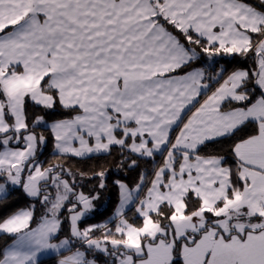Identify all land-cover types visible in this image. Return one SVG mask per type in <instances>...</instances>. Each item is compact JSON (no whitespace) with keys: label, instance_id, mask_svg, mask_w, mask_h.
<instances>
[{"label":"snow or ice","instance_id":"1","mask_svg":"<svg viewBox=\"0 0 264 264\" xmlns=\"http://www.w3.org/2000/svg\"><path fill=\"white\" fill-rule=\"evenodd\" d=\"M253 34L264 37V11L245 0H0V194L9 183L22 186L45 209L35 227L34 206L0 219V235L11 239L0 264H41L48 251L70 253L58 264H96L73 251V241L113 264H264V39L254 44ZM181 37L210 58L254 51L259 71L223 78L221 68L223 83L195 107L210 85L203 68L184 71L198 53ZM216 77L209 79L219 83ZM252 77L261 89L254 102ZM28 101L76 113L50 125L42 116L32 122L50 127L60 155L109 153L113 146L140 157L167 152L136 206L141 224L124 209L145 187L143 174L135 189L115 181L114 230L107 223L80 227L98 194L77 193L70 170L36 161L46 138L29 127ZM232 102L239 106L222 110ZM193 107L172 142L170 130ZM249 124L255 134L232 148L235 172L222 156L197 154ZM21 142L23 148L9 147ZM95 176L103 189L105 172ZM67 205L71 236L59 240Z\"/></svg>","mask_w":264,"mask_h":264},{"label":"trees","instance_id":"2","mask_svg":"<svg viewBox=\"0 0 264 264\" xmlns=\"http://www.w3.org/2000/svg\"><path fill=\"white\" fill-rule=\"evenodd\" d=\"M245 2L264 9V4H262L261 0H245ZM169 30L174 31L171 27H169ZM175 34L179 35L178 32ZM260 38L262 37L253 34V43L255 44ZM181 40L187 47L196 48L198 53V57L192 62L191 67L184 69V71L192 67L199 66L203 67L209 76L212 75L211 77H216V74L220 71V69L224 68L226 71L224 72L223 78H226L227 75L238 68H246L249 70L250 74L258 70L257 57L254 51L248 53L246 56H216L212 59L208 57V55L204 53L199 46L188 45L187 42L183 40V37H181ZM205 46L207 45L205 44ZM178 73H180V71ZM223 78L216 77V79L219 80V83L214 80L210 91L201 96L199 103H197L195 107L199 106V104L207 97L214 87L223 82ZM255 80L256 77H252L248 84V87L252 90L249 94L252 95L253 102L261 94V89L255 84ZM253 92L254 95L252 94ZM235 106L239 105L237 102H232L231 104H226L223 109L228 110ZM195 107H193L191 111L186 114L184 119L188 117ZM26 114L28 116L30 129L35 131L37 134L43 133L46 138V143L38 145L36 161L44 168L52 165H62L63 169L70 170L75 175V191L77 193L83 192L88 196H97L98 194V199L92 201V214L83 219V222L80 224L81 228L102 223L114 215L120 201V190L115 181L119 180L126 183L130 188H134L141 182V174H143L145 184L146 186H149L155 175V171L164 158V155H156L152 158L140 157L137 154L129 155L127 150L122 151L119 146L112 147L109 153L92 155L85 158L60 155L55 153V140L50 128H32V122L37 116H42L47 124H49L55 120L71 118L76 113L60 107L59 104H57L55 110H48L44 109L42 106H37L32 101H28L26 104ZM178 130L179 127L173 131L172 140L176 136ZM255 132V125L249 124L237 132L235 136L206 142L197 154L201 156H222L224 157V164L231 167L235 172L237 162L236 157L232 152V148L239 142L240 139L246 138L249 135H254ZM10 146L22 148L23 143L21 142L19 145L12 143ZM1 149L2 148H0V150ZM132 160H136L137 163L135 166H130ZM101 171L105 172V187L103 189L99 188L100 179L95 176L96 173ZM64 178L69 179L70 182L72 180V177L67 175H65ZM0 182L5 181L0 178ZM8 187V195L0 199V219L7 217L22 208H31L34 206V222L32 224L34 225L39 222L45 213V209L40 204L39 200L28 197L22 186H15L9 183ZM47 191L52 192L53 195L55 194V188L53 187H48ZM71 199L75 202V197H71ZM68 207H71V205H67L65 207L63 215L61 216L62 226L58 235L59 238L71 236L70 223L67 219L70 215L67 210ZM79 207L80 206L78 205L77 208L79 209ZM193 207H195V204H193ZM165 211L167 212V209H165ZM127 217L133 223H142V220L134 214L133 210L127 214ZM111 227V229L114 230L115 225H112ZM101 234L102 231L98 232L97 237H100ZM78 242L79 241H75V244H78ZM10 243L11 239L9 237L0 235V251L6 249ZM88 252V254L92 253L91 255L94 256V260L97 264H113V262L108 260L103 253L96 252L94 250H89ZM40 262L41 264H58L56 257L44 258Z\"/></svg>","mask_w":264,"mask_h":264},{"label":"crops","instance_id":"3","mask_svg":"<svg viewBox=\"0 0 264 264\" xmlns=\"http://www.w3.org/2000/svg\"><path fill=\"white\" fill-rule=\"evenodd\" d=\"M250 4V3H249ZM213 59V58H212ZM211 59V60H212ZM258 63V62H257ZM192 68H203V67H192ZM192 68H190V69H188V70H186V71H191L192 70ZM204 69V68H203ZM205 70V69H204ZM236 70H247L248 72H249V70L248 69H246V68H238V69H236ZM236 70H234V71H236ZM179 72V71H178ZM175 73L176 75H183L184 73L183 72H180V73ZM212 76V75H211ZM211 76H209L207 73H206V71H205V81H204V83H208L209 85H210V88L206 91V92H209L210 91V89H211V86H212V83H213V79H209ZM223 83V82H222ZM217 87H219V85L218 86H216V87H214V89L212 90V91H214L215 90V88H217ZM212 91L208 94V95H211V93H212ZM205 92V93H206ZM204 93H202L197 99L198 100H200V98H201V96L203 95ZM207 95V96H208ZM205 99H207V97L205 98ZM204 99V100H205ZM203 100V101H204ZM203 101L201 102V103H203ZM200 103V104H201ZM199 107V106H198ZM222 110H224V111H227V110H225V109H222ZM229 110V109H228ZM193 111H195V109L193 110ZM192 111V112H193ZM189 111H186V113H184V114H182L183 115V122L184 123H186L187 122V120H188V118L191 116V114H192V112L188 115V117L187 118H185L184 119V117L186 116V114L188 113ZM66 119H70V118H66ZM59 120H62V119H59ZM56 121V120H55ZM52 122H54V121H52ZM52 122H50L48 125H50ZM182 122V123H183ZM181 123V124H182ZM175 127V128H174ZM179 127V129H180V127H181V125L179 124V125H173V128L174 129H171L170 130V132H169V136H170V139L172 140V133H173V131L176 129V128H178ZM183 127V126H182ZM181 127V128H182ZM50 128V127H49ZM179 131V130H178ZM178 133V132H177ZM171 134V135H170ZM176 137V136H175ZM175 137L173 138V140H172V142H174V140H175ZM90 143H94V141H90ZM75 146L76 147H79V142L77 141V142H75ZM9 147H12V146H10L9 145ZM114 147V146H113ZM13 148H15V147H13ZM21 148V147H20ZM23 148V147H22ZM3 150V148L0 150V151H2ZM37 150H38V147H37ZM55 153H57V151H56V149H55ZM166 151H163V152H157V153H155L154 154V156L155 155H166ZM36 154H37V151H36ZM58 154V153H57ZM101 154H106V153H104V152H101V153H91V154H88L87 156H84V157H78V158H85V157H89V156H92V155H101ZM68 155H70V156H74V155H72V154H68ZM138 155V154H137ZM74 157H76V156H74ZM146 158H152V157H146ZM44 168V167H43ZM26 176H27V173H25V178H26ZM3 183H5V182H0V184H3ZM123 183V182H122ZM124 184H126V183H124ZM130 188V187H129ZM132 189H135V187L134 188H132ZM144 189L145 188H143L142 190H141V192L139 193V194H134V200L136 201V203H130L129 205H127L126 207H125V209H124V211H125V216H126V218L128 219V217H127V214L130 212V211H132L133 210V212H134V214H136V206H137V204H138V202H139V200L141 199V197H142V194H143V191H144ZM8 192H9V187H8V184L6 185V188H5V192L3 193V194H0V196H2V198H4V197H6L7 195H8ZM1 199V198H0ZM119 205H120V201H119V204H118V206H117V208L119 207ZM117 208H116V210H117ZM22 209H28V208H22ZM21 210V209H20ZM79 210V209H78ZM90 212H92V210L90 211ZM136 216H138L137 214H136ZM129 221H130V219H129ZM118 221H117V218H116V211H115V213H114V215L112 216V217H110L108 220H106V221H104V222H102V223H98V224H95V225H101V224H105V223H107V226H108V228H112L111 226L112 225H115L116 223H117ZM131 222V221H130ZM39 222H37L36 224H32L31 226L32 227H35L37 224H38ZM102 231V230H101ZM101 231H98V232H101ZM98 232H97V234H98ZM96 234V235H97ZM57 235H59V233H57ZM76 248H79L80 249V251H82V252H85L86 253V258L87 259H89V260H94V256L93 255H91V254H88L89 252L87 251L88 249H87V246L85 245V246H81V243L80 242H78V244H75V241H73V247H72V250L73 251H75V249ZM62 255H70V253L69 252H67V251H65V252H63L62 254L61 253H58V252H56V251H54L51 255H45V256H43V257H41L39 260L41 261V260H43L44 258H49V257H56L57 258V262L62 258ZM97 264V263H96Z\"/></svg>","mask_w":264,"mask_h":264},{"label":"rangeland","instance_id":"4","mask_svg":"<svg viewBox=\"0 0 264 264\" xmlns=\"http://www.w3.org/2000/svg\"><path fill=\"white\" fill-rule=\"evenodd\" d=\"M250 5H252V4H250ZM252 6H253V7H256L258 10L264 11L263 8H260V7L255 6V5H252ZM260 39H264V37H262V38H260ZM260 39H259V40H260ZM259 40H258V41H259ZM258 41H257V42H258ZM257 42H256V43H257ZM257 71H259V68H258ZM257 71H256V72H257ZM183 123H184V122H183ZM183 123H182V124L179 123V124L181 125V127L183 126ZM179 124H178V125H179ZM181 127H180V129H181ZM174 128H175V127H174ZM174 128H172V129H174ZM180 129H179L178 133L176 134V136L179 135ZM170 135H171V134H170ZM174 142H175V140H174ZM179 155H180V154L177 153V157H178V158H179ZM155 156H156V155H155ZM166 157H167V153H166V155L164 156V158H163V160H162V163L159 165V167L157 168V170H158L160 167L163 166V164H164V160L166 159ZM224 166L228 167V166L225 165V164H224ZM177 167H178V165H177ZM157 170H156V171H157ZM154 179H155V175H154V177H153L152 180H154ZM148 187H151V183L149 184V186H146V184H145V187H144L145 189H144V191H143V194H142L141 199H143L144 196L146 195V193H147V188H148ZM70 214H71V213H70ZM91 214H92V212H89V213L87 214V216H89V215H91ZM87 216H86V217H87ZM86 217H85V218H86ZM39 222H40V221H39ZM65 238H66V237H64V238H59V240H63V239H65ZM59 240H54L53 242H54V243H59ZM10 244H11V243H10ZM10 244H9V245H10ZM9 245H8V246H9ZM8 246H7V247H8ZM7 247H6V248H7ZM87 249H88V248H87ZM87 251H89V249H88ZM94 251H96V250H94ZM53 252H54V251H48V252H45V253H43V254H41V255L39 256V259H40L41 257L45 256V255H51ZM96 252H98V251H96ZM104 255H105V254H104ZM105 257H107L108 260H110L111 262H113V258H112L111 256L105 255Z\"/></svg>","mask_w":264,"mask_h":264}]
</instances>
